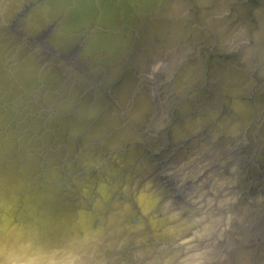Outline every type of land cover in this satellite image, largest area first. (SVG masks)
<instances>
[{
	"label": "water",
	"instance_id": "1",
	"mask_svg": "<svg viewBox=\"0 0 264 264\" xmlns=\"http://www.w3.org/2000/svg\"><path fill=\"white\" fill-rule=\"evenodd\" d=\"M33 1L42 6L46 23L56 24L52 36L44 40L50 48L46 50H34L20 32L0 31V140L6 135L16 137L21 150L25 148L39 162L53 156L55 161L46 170L58 166L64 176L70 165L78 166L84 150L86 160L92 157L97 163L87 160L81 167L92 172L96 168L104 172L114 154L122 158L114 159L118 163L128 155L120 165L131 170V199L137 209L136 197L150 179L156 178L155 185L163 193L168 190L163 195L168 196L174 184H181L176 183L179 171L194 168L209 151L205 147L203 154L184 163L185 169H174L189 154V145L202 138L210 124L215 126L209 122L183 129L200 123L204 114L214 115L216 105L205 108L202 102L216 100L217 94L244 98L257 104L256 112L245 123L239 143L219 156L240 152L248 179L262 176L257 203L262 212L264 159H257V152L264 144L260 130L264 122V0ZM57 51L75 53L82 70L64 67ZM154 59H163L154 72L163 76L151 82L146 70ZM187 63L196 72L182 79L179 70ZM229 66L242 72L236 75L238 83L223 81L222 69ZM139 94L150 97L144 95L143 106L133 110ZM230 114L224 112L221 118ZM3 115L10 116L7 123ZM94 127H101L100 135H104L89 137L88 130ZM213 138L210 135L207 141L215 142ZM188 175L186 182L197 180ZM259 213L250 218L247 228L256 241L260 240L255 230Z\"/></svg>",
	"mask_w": 264,
	"mask_h": 264
},
{
	"label": "bare ground",
	"instance_id": "2",
	"mask_svg": "<svg viewBox=\"0 0 264 264\" xmlns=\"http://www.w3.org/2000/svg\"><path fill=\"white\" fill-rule=\"evenodd\" d=\"M223 4L220 7L224 8ZM38 6L33 0H0L1 34L20 32V38L34 50L50 49L44 40L52 36L56 23L54 26L46 23L48 17L43 16L42 6ZM56 53L68 70H82L74 58L75 53ZM162 63L163 59H154L146 70L151 82L163 76V72L154 74ZM233 68L222 69L223 81L228 80L227 84L236 83L239 79L236 75H242ZM195 70L187 63L179 74H183L184 79L195 74ZM157 80L155 82L160 84ZM238 86L243 87V82ZM219 88L217 85V90ZM9 93L12 96V91ZM6 94L9 96L8 92ZM141 95L136 97L131 109L143 106L145 94ZM224 96L217 94L216 100L202 102L205 108L210 103L216 105L213 116L204 114L200 123L183 128L215 123V126L209 123L211 126L206 128L202 138L189 145V154L176 161L174 169L180 166L185 169V162L197 158L209 146V151L199 158L202 162L198 159L194 168L179 171L181 178L176 183L180 182L182 187L174 184L173 193L169 190L167 197L163 195L168 190L163 193L155 185L156 178L150 179L136 197L137 209L131 199V170L120 165L128 155L118 163L114 159L122 158L114 154L110 165L103 167L104 172L101 168L92 172L81 167L87 160L97 163L92 157L86 160L88 151L84 150L78 166L70 165L67 172L71 174L68 176L66 172L64 176L58 166L46 170L55 161L53 156L39 162L30 157L25 148L21 150L16 137L2 136L0 264H264V209L262 212L257 209L262 176L248 179L250 173L240 165L243 161L240 152L219 156L222 150L230 151L239 143L244 125L254 116L257 104L239 97L224 99ZM224 112L231 114L222 119ZM217 113L221 116H216ZM9 119L10 116L3 115L4 123ZM99 130L101 127H94L87 135L103 136ZM260 130L264 131V122ZM219 133L223 135L221 138ZM210 135L215 142L207 141ZM30 145L28 143V148L32 147ZM263 145L257 152L259 160L264 159ZM188 174L197 180L186 182ZM172 194L174 197H170ZM153 210H157L155 215L146 217L145 213ZM258 213L255 230L260 240L256 241L247 228L250 218ZM184 237L189 242L180 243V239L186 240Z\"/></svg>",
	"mask_w": 264,
	"mask_h": 264
}]
</instances>
